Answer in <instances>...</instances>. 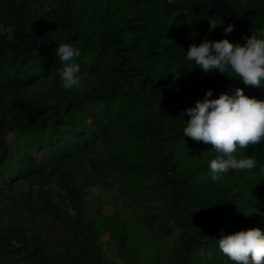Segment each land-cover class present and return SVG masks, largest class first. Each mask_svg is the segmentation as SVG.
Listing matches in <instances>:
<instances>
[{
	"label": "trees",
	"instance_id": "16d2710c",
	"mask_svg": "<svg viewBox=\"0 0 264 264\" xmlns=\"http://www.w3.org/2000/svg\"><path fill=\"white\" fill-rule=\"evenodd\" d=\"M210 18L224 25L209 31ZM228 24L234 30L225 35ZM0 25L15 27L12 40L0 34V204L13 199L11 188L22 180L38 181L37 196L43 194L30 200L20 193L24 213L0 223V264H135L137 257L160 264L143 234L128 249L129 261L102 262L106 229L124 258L123 243L135 241L142 225L173 234L174 264H236L218 240L251 228L264 232V141L234 153L254 157L255 168L213 181L209 165L219 153L184 135L190 117L181 112L208 90L210 99L241 88L264 100V80L254 87L230 70L205 73L187 51L205 39L243 46L252 34L260 38L264 0H0ZM64 43L81 51L73 61L79 88L62 86L65 62L56 51ZM36 83L45 88L31 93ZM76 157L88 162L62 167ZM52 179L72 212L43 189ZM92 182L116 187L138 205L140 220L119 209L101 214L102 200L86 214ZM45 216L49 223L37 224ZM50 230L70 233L61 238L62 251Z\"/></svg>",
	"mask_w": 264,
	"mask_h": 264
},
{
	"label": "clouds",
	"instance_id": "9594fccd",
	"mask_svg": "<svg viewBox=\"0 0 264 264\" xmlns=\"http://www.w3.org/2000/svg\"><path fill=\"white\" fill-rule=\"evenodd\" d=\"M209 31L223 26L220 18L208 19ZM234 30L232 24L224 28L225 35ZM0 34L12 40L15 27L0 25ZM56 55L65 66L60 71L64 89L81 87L80 66L73 63L81 55L79 48L70 43L58 46ZM187 59L194 60L205 73L218 69L230 77L239 78L245 85L260 87L264 80V33L260 38L252 34L246 44H232L227 39L210 42L207 39L199 46L191 45ZM208 90L203 101L198 100L195 107L186 108L181 117L187 115L184 135L195 141L211 144L219 155L209 165L211 179L218 181L229 170H251L256 166L254 157L237 159V147L246 149L264 141V100L249 98L243 89L236 88L232 95L222 93L219 98L210 99ZM223 254L236 264H264V232L259 228L241 230L234 234L223 235L218 240Z\"/></svg>",
	"mask_w": 264,
	"mask_h": 264
},
{
	"label": "rangeland",
	"instance_id": "374dc122",
	"mask_svg": "<svg viewBox=\"0 0 264 264\" xmlns=\"http://www.w3.org/2000/svg\"><path fill=\"white\" fill-rule=\"evenodd\" d=\"M45 3V1H44ZM42 4L43 7L45 4ZM45 87L40 84L36 83L34 85H31L29 87L31 93H35L38 90L44 89ZM100 151V150H99ZM99 154H102V152H99ZM88 162L87 159L83 157H76L74 159H71L69 161L63 162L62 167H68V168H76L78 165H84ZM39 182L35 181L33 184H30L26 180H22L19 184H16L11 188L10 195L13 196V199L3 198L0 209L3 208L5 205H7V210L2 215L0 223L2 225H5L7 223L10 224L11 216H15L16 214L24 213L22 209L19 208V201L20 199V193L23 197H27L28 193L31 194L29 197L30 200L33 199H39L41 200L43 198L42 192L39 196H37ZM43 189L47 190L52 198L53 201H56L59 203L61 208H66L70 212H72L71 207L69 206V203L66 199L65 193L62 189L58 187V184L52 179V182L44 185ZM16 190L19 191V193L16 192ZM44 190V191H45ZM100 200H102L101 205V211L100 213L103 215H110L112 214L116 209L123 211V217H132L135 219L141 218L140 211L138 208V205L136 203H132L131 201L125 200L121 195H119L118 190L116 187H109L106 186L103 183H94L92 182L87 188H86V195L84 196V205H85V213L88 214V211L90 209L94 210L96 208V205L99 204ZM147 212V211H146ZM44 216H42L43 218ZM41 217L38 218L37 224L39 225H47L49 223V218L45 216L44 219ZM142 228L138 229V232L136 233V239L131 244L128 243V239L126 242L123 243V252H124V258L121 257L119 254V247L120 241L118 237L113 236L110 234L109 229H106L104 233L100 236L101 240V252H102V262L105 261L108 262H114V263H123V261H129V253L128 249L132 248L136 245L139 239H141V234H143L144 243L148 245L149 250L155 252L156 258L159 261L160 264H174V262H171L173 257V252L176 249V243L174 241L173 234L170 235H161L157 233L154 229H150L149 231H146L144 228V225L141 226ZM37 227H35L34 230H36ZM38 230V229H37ZM50 235H52L53 238L56 239L58 242L57 250L62 251L64 246V242L62 241V237H70V233L68 232H59L57 236L56 231L50 230ZM64 238V239H65ZM129 238V236H128ZM33 242V241H32ZM66 243V242H65ZM122 244V243H121ZM131 245V246H130ZM29 246H31V241L29 242ZM70 250L73 254L76 253V249L74 245H70ZM141 258L137 257L135 264H140Z\"/></svg>",
	"mask_w": 264,
	"mask_h": 264
}]
</instances>
